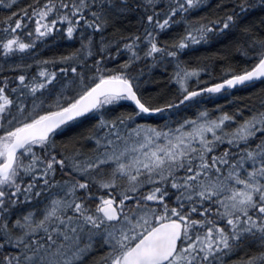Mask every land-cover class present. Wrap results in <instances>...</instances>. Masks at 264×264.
<instances>
[{"label": "snow or ice", "instance_id": "obj_1", "mask_svg": "<svg viewBox=\"0 0 264 264\" xmlns=\"http://www.w3.org/2000/svg\"><path fill=\"white\" fill-rule=\"evenodd\" d=\"M6 11L5 57L53 36L80 46L0 77V264H264V87L232 112L204 105L264 85V0H7ZM174 25L182 34L162 39ZM221 40L218 57L248 63L202 82L209 62L182 55ZM113 46L128 58L113 64ZM169 59L176 93H149L143 62Z\"/></svg>", "mask_w": 264, "mask_h": 264}, {"label": "trees", "instance_id": "obj_2", "mask_svg": "<svg viewBox=\"0 0 264 264\" xmlns=\"http://www.w3.org/2000/svg\"><path fill=\"white\" fill-rule=\"evenodd\" d=\"M27 2V0H25ZM216 3V0H209L208 4L213 5ZM21 6H23L21 4ZM211 8H204L203 11H199L194 13L193 16H201L205 13H211ZM7 15L6 9L0 8V16ZM253 15L259 16V12H255ZM132 21H135V15L129 18ZM138 26L135 23H132L126 27L127 32L136 31ZM183 26H176L174 25L170 30H167L162 33L161 38L165 40L174 39L177 33L182 34ZM111 32V30H109ZM63 37V36H62ZM61 36L57 38H52L49 41L48 46L39 54V59L44 57H50L52 55H61L67 54L68 51L77 49L80 46V41L78 38H62ZM228 41L221 40L219 43L216 41H210L206 45L192 47L191 50H186L185 53L182 55V59L187 61L191 66H205L204 62L207 60L209 62L210 69V77L201 75L202 82L211 78L212 82H215L217 78L222 76V68L226 66H231L240 70L245 64L248 63V60L243 57V55L239 52H232L229 56L227 62L223 59V57H218L217 52L221 47L226 45ZM121 54H125L121 51ZM125 55H120L119 57L115 56V48H113V57L112 63L119 64L122 60L121 58ZM30 63V62H29ZM90 63V60L88 61ZM112 64L109 65L111 67ZM175 61L174 60H167L165 62V66L161 67L160 64L152 65L151 60H146L143 62V68L145 72V78L151 76V79L155 81V84L148 88L149 93H156L159 90H166L169 94L174 95L176 93L177 85L175 82H170L169 78L174 71ZM137 67H140L138 64ZM8 71H0V77L8 76ZM200 86H206L205 84L201 83ZM264 87V85L256 84L254 87H239L234 90H230L231 95L225 92H220L221 97L218 99H213L210 97L212 94H207L204 100V105L208 108H213L215 105H223L225 111L232 112V110L237 106L233 101V98H241L247 97L250 93L251 94H258L260 88ZM11 94V93H10ZM219 94V93H218ZM162 102V101H160ZM255 103V101H253ZM122 109L132 110V103H124L121 105ZM200 106H196V110H199ZM182 115L184 113H181ZM187 115H195V111H188ZM152 117L149 120L150 123H163L164 120L169 119L167 113H159L156 115H147V117ZM239 119V117H238ZM94 121L85 120L83 124L79 125L78 127L71 128L69 131H65L63 137H58V141L71 135L74 132H79L81 128L89 127L91 123ZM88 147H92L91 144L87 145Z\"/></svg>", "mask_w": 264, "mask_h": 264}, {"label": "rangeland", "instance_id": "obj_3", "mask_svg": "<svg viewBox=\"0 0 264 264\" xmlns=\"http://www.w3.org/2000/svg\"><path fill=\"white\" fill-rule=\"evenodd\" d=\"M206 2L208 3L209 0H206ZM0 8L1 9H6L7 8V0H5V4L4 5H0ZM199 12V11H197ZM197 12H193L194 13H197ZM23 34V33H22ZM62 37V36H61ZM52 38H57L56 36H53L50 38L49 41H51ZM62 38H68L66 35L63 36ZM72 39V38H71ZM202 45H206V44H201V45H196L194 47H198V46H202ZM48 46L47 45H44L43 43L41 42H37V45H36V48L32 50V52H25L23 55H21L20 53H14L8 57H5L4 54H3V50L0 49V71H8L9 73V77L11 78L13 75H19V71L18 70H13L11 68V65L13 63H21V62H24V63H29L31 64L32 63V59H37L39 60V54L45 49V47ZM113 48H115V46H113ZM121 51L125 54H121V55H125L124 57L121 58V60H124V59H127L128 58V53L121 49ZM34 53H36L35 55H33ZM59 67H66V65L64 64H59L58 65ZM38 70V66L33 64L32 65V68L29 70L31 72H36ZM200 80L202 81V78L200 77ZM193 83L195 84L196 81L195 79L193 80ZM15 86V85H13ZM210 97H212L213 99H218L221 97V94L217 93V94H212ZM127 103H131V102H127ZM145 117H147V114H143ZM129 127H133V125H129Z\"/></svg>", "mask_w": 264, "mask_h": 264}, {"label": "water", "instance_id": "obj_4", "mask_svg": "<svg viewBox=\"0 0 264 264\" xmlns=\"http://www.w3.org/2000/svg\"><path fill=\"white\" fill-rule=\"evenodd\" d=\"M239 87H242V86H237L236 88H239ZM230 90H234V89H230ZM221 92H223V91H221ZM210 94H216V93H210ZM132 103V102H131ZM145 114H147V115H155L156 113H151V114H149V113H145Z\"/></svg>", "mask_w": 264, "mask_h": 264}]
</instances>
